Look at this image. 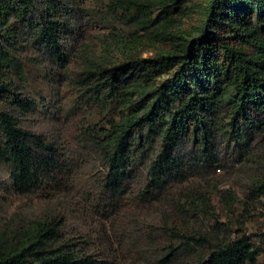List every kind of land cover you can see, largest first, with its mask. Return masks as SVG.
<instances>
[{
  "label": "trees",
  "instance_id": "obj_1",
  "mask_svg": "<svg viewBox=\"0 0 264 264\" xmlns=\"http://www.w3.org/2000/svg\"><path fill=\"white\" fill-rule=\"evenodd\" d=\"M178 3L188 9L182 0L126 2V9L136 10L137 30L109 43L113 52L85 67L84 94L103 108L125 109L95 140L108 170L104 194L112 204L127 195L135 169L146 170L141 201L155 200L189 168L180 154L184 147L212 165L220 135L231 145L264 135V0H205L198 5L200 22L188 29L172 10ZM65 25L51 0H0V160L9 165L20 195L43 186L60 163L54 146L4 109L33 107L15 87L21 72L14 51L21 27H27L39 48L65 63ZM146 51L152 55L144 58ZM258 188L264 194V183ZM188 239L197 245L204 240ZM169 247L170 260L175 248ZM259 254L251 236L238 229L198 264H256ZM0 264L102 262L63 242L54 220H37L15 245L0 243Z\"/></svg>",
  "mask_w": 264,
  "mask_h": 264
},
{
  "label": "rangeland",
  "instance_id": "obj_2",
  "mask_svg": "<svg viewBox=\"0 0 264 264\" xmlns=\"http://www.w3.org/2000/svg\"><path fill=\"white\" fill-rule=\"evenodd\" d=\"M129 1L51 0L66 21L65 63L39 48L32 30L21 27V44L14 51L21 73L14 84L33 107L4 109L55 147L60 168L43 186L20 195L9 165L0 160V243L15 245L35 221L54 220L63 242L102 264H198L241 229L259 248L256 264H264V194L258 188L264 183V135L240 145L220 135L218 162L212 165L184 147L180 154L189 168L155 200L141 201L144 167L132 173L124 198L112 204L104 194L108 170L95 140L125 109L120 104L103 108L86 96L84 71L89 60L113 52L109 43L114 46L137 30L136 10L126 9ZM182 2L187 10L180 3L172 10L188 29L200 22L198 5L205 0ZM150 55L146 51L143 57ZM199 237L202 245L188 239ZM169 246L175 248L170 260Z\"/></svg>",
  "mask_w": 264,
  "mask_h": 264
}]
</instances>
